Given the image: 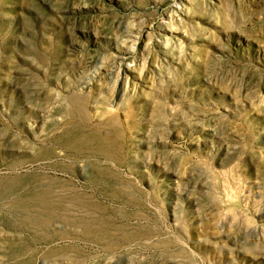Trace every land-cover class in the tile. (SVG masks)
<instances>
[{
	"label": "rangeland",
	"instance_id": "obj_1",
	"mask_svg": "<svg viewBox=\"0 0 264 264\" xmlns=\"http://www.w3.org/2000/svg\"><path fill=\"white\" fill-rule=\"evenodd\" d=\"M0 264H264V0H0Z\"/></svg>",
	"mask_w": 264,
	"mask_h": 264
},
{
	"label": "bare ground",
	"instance_id": "obj_2",
	"mask_svg": "<svg viewBox=\"0 0 264 264\" xmlns=\"http://www.w3.org/2000/svg\"><path fill=\"white\" fill-rule=\"evenodd\" d=\"M39 195V194H38ZM38 198H41V196H38ZM44 201V200H43ZM48 199L44 202L45 204L48 203Z\"/></svg>",
	"mask_w": 264,
	"mask_h": 264
}]
</instances>
